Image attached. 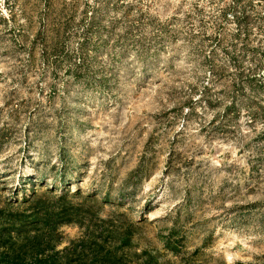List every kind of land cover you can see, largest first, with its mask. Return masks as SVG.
Masks as SVG:
<instances>
[{"label":"rangeland","instance_id":"1","mask_svg":"<svg viewBox=\"0 0 264 264\" xmlns=\"http://www.w3.org/2000/svg\"><path fill=\"white\" fill-rule=\"evenodd\" d=\"M24 188L95 197L123 264H264V0H0V207Z\"/></svg>","mask_w":264,"mask_h":264},{"label":"trees","instance_id":"2","mask_svg":"<svg viewBox=\"0 0 264 264\" xmlns=\"http://www.w3.org/2000/svg\"><path fill=\"white\" fill-rule=\"evenodd\" d=\"M238 14L236 20L243 16ZM24 178L23 187L29 181ZM24 190L31 193H24L20 205L0 207V264H123L119 250L130 244V236L117 233L98 215L95 197L69 190L38 197L35 189ZM63 225H76L85 235L59 249Z\"/></svg>","mask_w":264,"mask_h":264}]
</instances>
